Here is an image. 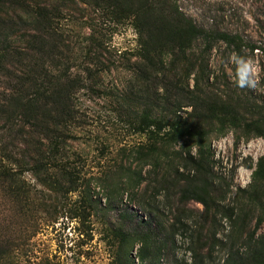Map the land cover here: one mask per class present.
Returning a JSON list of instances; mask_svg holds the SVG:
<instances>
[{
  "label": "trees",
  "instance_id": "16d2710c",
  "mask_svg": "<svg viewBox=\"0 0 264 264\" xmlns=\"http://www.w3.org/2000/svg\"><path fill=\"white\" fill-rule=\"evenodd\" d=\"M177 1L0 0V188L17 206L34 205L51 219L59 199L70 194H79L84 215L90 212L93 178L86 176L84 157L71 144L86 124L83 97L112 95L109 109L144 140L131 149L122 147L121 162L97 178L108 183L110 196L155 178L152 188L158 195L166 192L180 206L200 202L204 215L216 220L210 240L202 226L192 231L194 264L215 261V253L222 254V264H264V234L257 235L264 214L249 231L240 224L246 206L241 213L221 206L226 192L215 174L211 148L215 138L232 130L238 141L264 138V104L244 91L250 82L239 64L244 43L237 35L200 28ZM127 23L137 34L136 46L120 50L105 30L115 32ZM71 25L80 27L76 40ZM199 39L206 45L195 51ZM220 40L235 48L231 76L225 71L215 75L210 68L208 55ZM114 69L126 72V83L107 92L104 77ZM128 159L136 164L128 165ZM253 183L248 194L240 189L242 203L245 196L251 203L264 201V155ZM143 204L152 215L159 210L151 202ZM219 215L235 222L225 239L216 234ZM182 217L172 226L188 232ZM151 232L117 229L118 264H131L132 240L141 242L142 264H162L171 237L159 242ZM8 256L0 240V264Z\"/></svg>",
  "mask_w": 264,
  "mask_h": 264
},
{
  "label": "rangeland",
  "instance_id": "374dc122",
  "mask_svg": "<svg viewBox=\"0 0 264 264\" xmlns=\"http://www.w3.org/2000/svg\"><path fill=\"white\" fill-rule=\"evenodd\" d=\"M177 5L200 28L237 35L243 40L239 64L243 65L250 79L244 91L249 98L264 104V0H178ZM79 28L71 25L70 34L74 40L80 35ZM105 31L111 38L112 46L120 50L136 46L137 34L130 23L117 27L115 32ZM205 45V40L199 39L193 44V49L200 50ZM252 46L258 48L252 50ZM235 53L234 46L221 40L215 43L208 55L215 75H222L225 71L231 76ZM126 77L125 71L117 69L106 73V91L123 88ZM83 98L86 124L78 129V137L71 145L84 157L80 162L86 176L93 178V208L84 215L80 208L81 197L77 193L70 194L59 199L61 204L55 218L51 219L34 205L17 206L0 188V240L8 249L6 264H118L117 250L121 239L115 231L119 228L133 235L152 231L159 242L171 237L162 252L161 263L194 264L190 250L191 233L195 227L202 226L203 234L210 240L216 220L204 215V206L200 202L190 201L180 206L176 197L170 198L166 192L158 195L152 188L155 178L150 184L146 182L138 189L129 188L111 197L108 183H102L97 178H103L109 174L106 172L110 167L121 162L122 147L131 149L144 138L132 134L109 109L108 101L113 98L112 95L102 98L85 95ZM211 148L216 161L215 174L226 192L220 199L221 206L237 207L240 213L246 206L248 214L241 215L240 224L253 231L264 214V201L251 203L245 196L242 203L243 192L240 189H247V194L254 190L253 173L259 158L264 155V138L238 141L232 130L215 138ZM125 163L135 165L136 161L128 159ZM30 182L36 184L34 180ZM149 202L158 206L159 210L153 212L154 215L143 207V203ZM181 213L183 221L189 226L188 232H183L179 224H176L175 230L172 226ZM217 219V237L225 239L235 227V222L223 215ZM173 231L175 234L171 235ZM259 234H264V219ZM140 247L141 242L137 240L130 243L131 264H142L138 255ZM215 255V261L209 264H222V254Z\"/></svg>",
  "mask_w": 264,
  "mask_h": 264
}]
</instances>
